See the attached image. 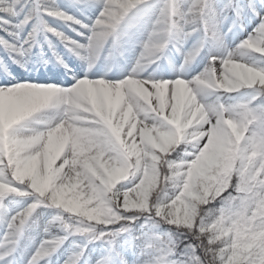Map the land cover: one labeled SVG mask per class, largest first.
<instances>
[{
  "label": "snow or ice",
  "instance_id": "1",
  "mask_svg": "<svg viewBox=\"0 0 264 264\" xmlns=\"http://www.w3.org/2000/svg\"><path fill=\"white\" fill-rule=\"evenodd\" d=\"M41 218L26 264H264V0H0V264Z\"/></svg>",
  "mask_w": 264,
  "mask_h": 264
},
{
  "label": "rangeland",
  "instance_id": "2",
  "mask_svg": "<svg viewBox=\"0 0 264 264\" xmlns=\"http://www.w3.org/2000/svg\"><path fill=\"white\" fill-rule=\"evenodd\" d=\"M57 3L61 5H65L68 3V0H57ZM67 11L71 14H75L77 18H81L79 17V14L76 12L75 9L69 8L67 9ZM81 20L82 22H84L83 18H81ZM48 22L53 27L57 28L60 31H63L69 37L73 39H80V37H76L72 31H69V29L64 24L52 20H49ZM226 29H227V25H225V30ZM79 30L81 32L84 31L82 29ZM48 38L55 46V50L60 55H62V57H65L66 59H72L73 62L78 63V61L74 60L75 58L68 56L63 45H61L54 37L49 36ZM38 39L40 41V47L39 48L34 47L32 49V60L33 63L36 62V64H33V68H35L34 66L38 64L37 54H39L41 51L43 53L45 52L43 57L44 59L51 60V54H49L48 51L46 50L48 45L47 43L44 42L43 36L42 35L38 36ZM238 42H239V38L233 33H230L228 38L226 39V44L229 49L234 48ZM207 59H208L207 55L202 53L201 56L198 58L197 62L193 63L188 67L184 78L191 79L197 73H199L203 69L204 65L207 63ZM168 60H170L172 65H174L176 68H178L181 62V58L178 57L174 51H170ZM168 60L161 59L156 64L150 65L148 68L144 70L145 75L139 78H148L149 76H151L154 79H168L164 76V72H163L164 67L165 66L167 67V65H169ZM124 62L125 61L121 59H118L116 61L118 67H112L111 70L109 71V76L111 78H118L120 76L121 74L120 64ZM49 64L53 65V63H49ZM127 64L129 70L126 71H130L132 67V63L128 62ZM36 68L39 69L41 67L37 66ZM31 73H33V71ZM38 73H43V72H38ZM45 222H46V218L38 219L36 224L33 226V228L30 229L29 232L25 234L24 239L20 242V248L17 255L18 264H26L27 257L31 255V252L35 250V247L39 244L40 240L44 238L43 229L45 226ZM74 243L80 244L83 243V240L77 237H69L68 240L65 241L63 247H61L60 250L54 256L51 257V264H64V259L68 255L69 251L72 249ZM64 246L66 247L64 248ZM89 247H92V245H89Z\"/></svg>",
  "mask_w": 264,
  "mask_h": 264
},
{
  "label": "clouds",
  "instance_id": "3",
  "mask_svg": "<svg viewBox=\"0 0 264 264\" xmlns=\"http://www.w3.org/2000/svg\"><path fill=\"white\" fill-rule=\"evenodd\" d=\"M121 56H122V53H120L118 50H113V51H110L108 54H106V61L109 62L110 64V67L108 68L109 71L111 70L112 67H118V65L116 64V61L120 59ZM149 66H150V63H145L144 65H141L138 67V71L141 73ZM205 215H207V213ZM209 264H211V262H209Z\"/></svg>",
  "mask_w": 264,
  "mask_h": 264
},
{
  "label": "bare ground",
  "instance_id": "4",
  "mask_svg": "<svg viewBox=\"0 0 264 264\" xmlns=\"http://www.w3.org/2000/svg\"><path fill=\"white\" fill-rule=\"evenodd\" d=\"M120 67H121V72L122 71H125V72H128V71H126V70H129L128 68V64L126 63V62H124V63H121L120 64ZM164 71V76L166 77V78H175V72H174V70H173V67H171L170 65L168 66L167 65V67L165 66L164 67V69H163ZM30 75H33V76H35V77H37L35 74H33V73H30ZM143 75H145V71H143V72H141L140 73V75H139V77H142ZM138 77V78H139ZM66 246H64V248H65Z\"/></svg>",
  "mask_w": 264,
  "mask_h": 264
}]
</instances>
